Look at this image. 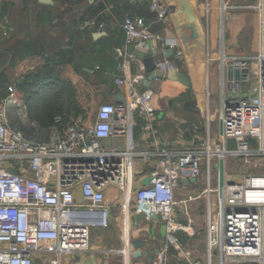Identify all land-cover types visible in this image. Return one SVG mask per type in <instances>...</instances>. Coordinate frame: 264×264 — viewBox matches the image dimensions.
I'll use <instances>...</instances> for the list:
<instances>
[{
  "label": "crops",
  "instance_id": "crops-1",
  "mask_svg": "<svg viewBox=\"0 0 264 264\" xmlns=\"http://www.w3.org/2000/svg\"><path fill=\"white\" fill-rule=\"evenodd\" d=\"M162 1L169 8V15L158 21L150 10V0H53L52 4L41 0H0L2 117L28 138L49 142L71 125L89 126L96 113L87 117L85 106L126 103L128 90L116 84L121 64L126 62L128 72L135 74L145 63L128 53L130 45L126 44L122 24L127 17L142 16L163 41H177L173 49L166 47L163 41L150 42L154 62L157 58L169 60L168 75L149 84L156 90L153 104L158 114V142L169 150H178L201 144L209 134L213 140H220L223 101L253 93L255 78L249 83L241 81L240 89L233 91L228 81L235 72L229 77L228 70L232 69L233 59L264 54L263 8H260L259 40L256 33H252L242 41V26L256 25L255 16L242 10L252 6L255 0H209L208 18L205 0ZM49 6L51 16L38 23L40 13ZM86 21L94 25L85 26ZM100 23L104 26L99 27ZM178 50L183 52L181 56L177 55ZM168 51L172 53L169 55ZM207 51L211 60L207 59ZM177 71L188 75L190 86L175 79ZM145 72L148 77L153 73L147 69ZM28 75L32 76L30 80ZM144 82L139 85L141 89ZM11 85L16 88V105L6 103ZM55 95L59 103L79 105L82 111H71L65 123L59 116L58 124L45 125L42 106ZM129 119L128 135L103 140L107 149L152 147L154 139L144 133L142 118L130 111ZM216 119L219 124L215 133L213 121ZM260 162L255 158L243 164L240 159L228 158L227 177L234 179L241 164L245 173L262 172L255 167ZM217 164L215 162V167L219 169ZM152 171L153 160L132 161L128 187L120 190L110 186L106 190V201L111 209L109 226L90 230L88 248L64 256L61 264H151L166 239V224L160 217L148 216L137 224L134 216L135 189L144 179L151 178ZM219 171L223 183V163ZM203 173L197 179L180 180L175 190V196L178 193L180 199L173 208L175 216L191 227L188 234L193 243L183 246L192 251L191 259L197 264H207ZM137 240L142 241L139 248L133 245ZM35 264H48V258L39 256ZM169 264L188 263L180 252L171 248Z\"/></svg>",
  "mask_w": 264,
  "mask_h": 264
},
{
  "label": "built area",
  "instance_id": "built-area-1",
  "mask_svg": "<svg viewBox=\"0 0 264 264\" xmlns=\"http://www.w3.org/2000/svg\"><path fill=\"white\" fill-rule=\"evenodd\" d=\"M205 9L208 18L209 0H205ZM150 10L158 21L169 15L162 0H150ZM92 25L91 21L85 22V26ZM122 25L128 46L148 51L152 40L163 41L142 16L127 17ZM163 44L173 49L177 41ZM182 53L177 51L178 56ZM159 59L150 77L144 64L130 74L123 62L116 84L128 90L127 102L100 104L89 126L71 125L49 142L34 141L13 129L0 110V264H35L39 256H46L48 264H61L64 256L87 249L89 231L106 228L111 221L107 188L128 187L135 159L153 160L149 184L142 182L135 189L136 213L144 211L148 217L156 213L167 228L166 239L151 264H169L171 248L180 252L188 264L198 263L176 237L178 230L188 233L191 227L176 218L173 208L180 180L197 179L202 172L207 264H213L214 257L219 258V264H247L251 260L264 263V172L245 173L241 164L234 179L226 173L228 158L240 159L243 164L259 158L261 162L255 167L264 168V54L232 60L234 72L248 69L238 80L234 76L228 81L233 91L240 89L241 81L251 82L252 77L256 83L252 94L223 101L220 140H213L209 134L201 144L178 150L162 147L157 140L155 88L139 87L146 80L150 84L168 75L169 60ZM207 59L211 60L209 51ZM8 91L6 103L16 105L15 86H9ZM130 111L142 118L144 133L154 139L152 147L107 149L103 140L128 135ZM229 138H235L236 149H228ZM222 163L223 183L219 171ZM144 203L150 208L144 209Z\"/></svg>",
  "mask_w": 264,
  "mask_h": 264
},
{
  "label": "water",
  "instance_id": "water-1",
  "mask_svg": "<svg viewBox=\"0 0 264 264\" xmlns=\"http://www.w3.org/2000/svg\"><path fill=\"white\" fill-rule=\"evenodd\" d=\"M41 1L44 2V3H47V4H52L53 3V0H41ZM128 53L129 54H134L139 59L143 60V62L145 63L147 72H152L156 68V64L154 62V50L143 51V50L135 48L134 45H130V47L128 48ZM171 53L172 52L168 51L169 55ZM228 73H229V77H233L234 70L233 69H229ZM242 73L243 74H247L248 73V69H245L243 71L237 69L235 71L236 78L239 79L241 77ZM175 76H176L175 79H179V80H181L182 82H184L185 84H187L189 86L191 85V82H190V79H189L188 75L180 73V72L177 71V72H175ZM148 85H149V81L146 80L144 82V88H146ZM227 147H228V149H236L237 148V142H236L235 138H229L228 139ZM189 180H193V179L190 178ZM149 182H150V178H146V179L143 180V184L144 185H148ZM143 207H144V209H149L150 205L148 203H144ZM146 217H147L146 212L142 211V212H138V213L135 214L134 220H135V222L137 224H139ZM150 217L157 219V218H159V215L156 214V213H152ZM176 237H177V239L179 240V242L182 245L186 244L187 242H189L190 244L193 243V239L190 238L189 234L186 231H184V230H178L176 232ZM141 243H142L141 240H137V241L133 242V245H134L135 248H139ZM246 263L247 264H261V263H259L256 260L246 261Z\"/></svg>",
  "mask_w": 264,
  "mask_h": 264
},
{
  "label": "trees",
  "instance_id": "trees-1",
  "mask_svg": "<svg viewBox=\"0 0 264 264\" xmlns=\"http://www.w3.org/2000/svg\"><path fill=\"white\" fill-rule=\"evenodd\" d=\"M102 3H101V7H102ZM52 13V8L49 6L47 7L45 10H43V12L40 13L39 17H38V23L42 22L44 19L47 18V16H51ZM31 75H28V79H31ZM4 84L2 77H0V85ZM47 104L42 106V110H43V116L45 118V120L43 121V124L45 125H52V124H58L56 122V118L57 117H61L62 118V123L66 122L67 118H68V114L71 113V111H75L76 109L82 111L81 106H77L76 104H71V105H64L62 103H59V100L57 98V96H53V97H49L47 99ZM84 111V110H83Z\"/></svg>",
  "mask_w": 264,
  "mask_h": 264
},
{
  "label": "rangeland",
  "instance_id": "rangeland-1",
  "mask_svg": "<svg viewBox=\"0 0 264 264\" xmlns=\"http://www.w3.org/2000/svg\"><path fill=\"white\" fill-rule=\"evenodd\" d=\"M262 2V1H261ZM253 5H249L247 7H243V8H247V9H243L242 11H247L252 13L255 18H256V25H254V27H252V25H249L248 27L242 26V31H241V35H240V39L243 41L244 38H246L247 35L249 34H254L256 33L258 40H259V18H260V8L258 7L260 4V0H255L252 1ZM261 8H263V13H264V1H263V6H261ZM242 13V12H241ZM228 34V33H227ZM263 35H264V30H263ZM247 40V39H246ZM257 40V41H258ZM228 42V41H227ZM85 115L88 116H93L95 115L98 106H85ZM218 120L216 119L215 121H213V125H214V131L216 133L217 128H218ZM264 171V168L262 169ZM176 194V200L180 199V195ZM177 218V217H176ZM179 220V218H177ZM181 221V220H179ZM182 222V221H181ZM213 264H219V258L218 257H214V262Z\"/></svg>",
  "mask_w": 264,
  "mask_h": 264
}]
</instances>
